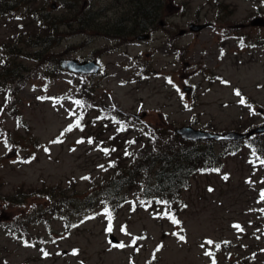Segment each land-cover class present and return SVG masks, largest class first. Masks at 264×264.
<instances>
[{
	"label": "rangeland",
	"instance_id": "374dc122",
	"mask_svg": "<svg viewBox=\"0 0 264 264\" xmlns=\"http://www.w3.org/2000/svg\"><path fill=\"white\" fill-rule=\"evenodd\" d=\"M29 1L0 0L15 6L0 21V46L17 31L37 35L18 18L32 9L70 24L60 27L63 41L47 53L101 63V73L87 77L98 112L66 131L80 118L73 102L81 75L62 70L54 76L53 66L32 58L19 60L21 78L4 93L0 88V196L28 197L45 187L62 194L58 211L48 197L10 209L0 200L1 264H264V165L248 146L222 157L221 173L193 180L180 216L183 241L180 225L138 209L139 195L127 187L117 195L122 210L107 231L103 200L111 193L104 186L125 168L127 157L111 141L115 129L101 132L103 111L112 120L118 114L110 107L145 115L121 136L132 152H144L153 131L168 125L218 133L264 125V29L242 28L264 17V0H35L33 8L26 7ZM140 9L159 16L145 32L138 31L146 24L136 16ZM191 24L212 27L195 34ZM147 34L149 40H137ZM3 63L0 54V81ZM187 86L191 90L184 92ZM257 137L264 151V135ZM18 220L27 234L8 228ZM110 233L125 247L111 244Z\"/></svg>",
	"mask_w": 264,
	"mask_h": 264
},
{
	"label": "trees",
	"instance_id": "16d2710c",
	"mask_svg": "<svg viewBox=\"0 0 264 264\" xmlns=\"http://www.w3.org/2000/svg\"><path fill=\"white\" fill-rule=\"evenodd\" d=\"M34 1L26 2V7L33 8ZM14 7L0 3V21L8 14H11ZM17 13H19L18 10L14 12V14ZM136 16H141L146 23L144 24L145 26H139L138 31L143 32L152 29L159 17L158 14L153 13L152 15L146 9L137 11ZM21 19L23 22L28 20L24 24L25 28L33 26V29L37 30L38 33L30 37L24 31H17L10 35L9 39L0 46V54L4 60L3 66H1L2 75L0 81V88L3 90H6V86L13 84L14 81L16 82L21 78V73L24 68L21 66V63L18 64V61L22 58H32L39 64H47L49 67L53 66L54 71L52 73L54 76L62 72L59 59L61 56L47 52L63 41L60 27L67 23H57V19L50 14L37 15L33 9L25 15H22ZM34 25H37V27ZM67 25L71 26L70 24ZM20 43L24 46L23 50L19 47ZM36 49L37 51L33 52ZM81 78L82 86L79 88V97L75 101H82L83 106L77 105L75 101L73 103H75V108H80L81 111V113L76 115L79 117L82 116V119H85L92 112H98V105L94 103L95 87L88 85L86 76H81ZM3 90L2 92L4 93L5 90ZM109 109L118 114L115 120H112L113 115L110 112L103 111L101 115L105 127L104 125L102 126L101 132L105 134L115 129L114 134L111 135V141L116 143L120 148H125L124 153L127 157L125 168L118 171L117 175L104 186L109 188L110 191L108 192L111 193L109 195L110 197L104 196L103 200L105 208L109 209L112 213L113 219L111 223L115 221L122 210L123 204H119L120 197H117V195L127 187L129 190L135 189L137 191L139 197L136 199V207L138 209L157 212L156 215H158L159 221L162 222L165 220L173 225H180L182 232L180 236H184V222L181 223L180 216L188 208L184 194L191 190L193 180L198 176H210L221 173L223 171L222 157L237 155L244 149V146L252 149L255 155H261L264 152L259 137H253L245 142L192 143L184 141L177 136L175 134V128L170 125H168V130L159 127L153 131V136H150L149 141H147V147L144 149V152H132L130 150L131 142L125 141L124 143V140H121V136L124 131L130 130L131 125L133 122H137V119L132 118L131 115L125 114L118 109H113V107ZM97 121L98 118L96 117L92 123L96 124ZM120 124L124 125L125 130H119ZM249 128H253V125H249ZM218 145L222 149V152H217ZM24 158L29 159L30 156ZM214 169H219V171H214ZM113 185H116L115 192L111 190V186ZM45 189L46 191L40 189L39 192H36L38 190H33V194L28 197L27 195L23 196V193L6 199L0 196V200L6 203V209H10L14 205L27 203L29 198L48 197L55 203L53 208L57 211L60 210L59 200L62 194L55 192V190L47 193V188L45 187ZM12 199L14 200L12 201ZM157 201H167L168 205L157 203ZM165 212H168L170 216L174 217L180 223H173L169 216L163 215ZM107 221L109 222L108 218ZM7 225L11 231L27 234L23 229L26 227L22 220ZM185 240L186 237L183 241Z\"/></svg>",
	"mask_w": 264,
	"mask_h": 264
},
{
	"label": "water",
	"instance_id": "95a60500",
	"mask_svg": "<svg viewBox=\"0 0 264 264\" xmlns=\"http://www.w3.org/2000/svg\"><path fill=\"white\" fill-rule=\"evenodd\" d=\"M251 27H260L264 28V18H257L253 20L250 24ZM210 24H192L190 25L189 30L192 33H201L204 30L210 28ZM246 26H242L245 28ZM186 31H182L180 34H185ZM150 35L139 36V41L149 40ZM60 66L63 70H67L76 74L80 75H98L101 72V66L96 62H80L76 59H64L61 60ZM185 91H190V88H184ZM143 116H138V118L142 119ZM175 133L185 141L188 142H203V141H213V142H242L245 141L253 136L264 134V126H260L256 129H253L246 133H239V132H229L225 134L220 133H212L209 131L198 130L191 126H184L181 128L176 129ZM110 241L115 244L119 245L120 242L118 238L111 234L109 236Z\"/></svg>",
	"mask_w": 264,
	"mask_h": 264
},
{
	"label": "snow or ice",
	"instance_id": "6c2138e0",
	"mask_svg": "<svg viewBox=\"0 0 264 264\" xmlns=\"http://www.w3.org/2000/svg\"><path fill=\"white\" fill-rule=\"evenodd\" d=\"M169 83H171V80H169ZM225 83H227V81H225ZM236 95H237V96H241V93L239 92V90H236ZM239 102H240L241 104H246V100H245L243 97H241V99H240ZM75 103H76L77 105L83 106L82 101L77 100V101H75ZM185 107H187V105H185ZM80 119H82V116L76 120L75 124L70 125L66 131H71L74 127H80ZM119 130L123 131V130H125V129H124V127L122 126ZM56 142H58V141H53V143H56ZM78 142H83V141H78ZM91 142H92V141L89 140V143H91ZM133 142H134V141H133ZM5 143L7 144V140H5ZM104 151H105V153L107 154L108 150H107V149H104ZM126 154H127V153H126ZM253 155H255V152H253ZM257 159H260V157H257ZM251 162H252L253 164H255V161H251ZM260 163H261V165H264V159H260ZM214 171H219V169H214ZM85 179H87V177H85ZM225 179H227V177H225ZM210 190H211V189H210ZM261 197L264 198V192L261 193ZM142 203H143V202H142ZM157 203H162V204H164V205H166V206L168 205V202H167V201H157ZM262 211H264V210H262ZM105 214L107 215V218H108V220H109V226H108V228H107V231H108V232H111V231H112V223H111V221H112V219H113V217H112V213H111V211H110L109 209L105 208ZM163 215H165V216H169V218L172 219L173 223H176V224H179V223H180V222H179L178 220H176L174 217L170 216L168 212L163 213ZM87 218H88V219H91V218H94V217H87ZM72 227H76V225H72ZM236 227H239V226L237 225ZM179 239H180V240H184L185 237H184V236H179ZM133 243H135V241H133ZM206 243H207V244H213L214 242L211 241V240H208V241H206ZM114 246H116V247H120V248L125 247V245H124L123 243H121V244H119V245H114ZM201 246L203 247V245H201ZM217 247H218V245H217ZM158 250H159V249H158ZM73 254H76V253L74 252ZM44 255H45V256H48L49 253L44 252ZM206 255H212V253H211V252H207ZM214 264H215V262H214Z\"/></svg>",
	"mask_w": 264,
	"mask_h": 264
},
{
	"label": "flooded vegetation",
	"instance_id": "af4514ba",
	"mask_svg": "<svg viewBox=\"0 0 264 264\" xmlns=\"http://www.w3.org/2000/svg\"><path fill=\"white\" fill-rule=\"evenodd\" d=\"M95 61H97V60H95Z\"/></svg>",
	"mask_w": 264,
	"mask_h": 264
}]
</instances>
